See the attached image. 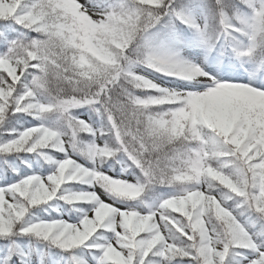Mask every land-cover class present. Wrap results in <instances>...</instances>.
Instances as JSON below:
<instances>
[{
  "label": "snow or ice",
  "instance_id": "6c2138e0",
  "mask_svg": "<svg viewBox=\"0 0 264 264\" xmlns=\"http://www.w3.org/2000/svg\"><path fill=\"white\" fill-rule=\"evenodd\" d=\"M0 264H264V0H0Z\"/></svg>",
  "mask_w": 264,
  "mask_h": 264
}]
</instances>
